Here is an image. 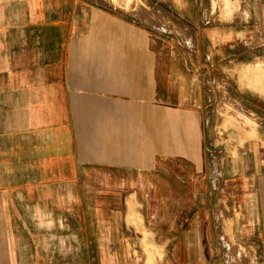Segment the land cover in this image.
<instances>
[{
	"label": "crops",
	"instance_id": "crops-1",
	"mask_svg": "<svg viewBox=\"0 0 264 264\" xmlns=\"http://www.w3.org/2000/svg\"><path fill=\"white\" fill-rule=\"evenodd\" d=\"M141 1L0 0V264H264V132L211 80L264 60V0L176 5L188 50Z\"/></svg>",
	"mask_w": 264,
	"mask_h": 264
},
{
	"label": "rangeland",
	"instance_id": "rangeland-1",
	"mask_svg": "<svg viewBox=\"0 0 264 264\" xmlns=\"http://www.w3.org/2000/svg\"><path fill=\"white\" fill-rule=\"evenodd\" d=\"M110 1L115 4L126 5L128 8H142L141 0ZM185 4H187L188 11L194 18L196 16L201 18L203 16L204 19L205 10L210 9V20L213 17L215 18L214 22H222L225 19L231 18L241 8L230 4L229 0H184L182 2L179 1L178 4L174 3L173 0H166L163 3L151 5V9L153 10L149 13L151 23L161 27V29H158L167 36H177L182 39V43L186 46L187 50L189 48L188 38L190 32L188 20L190 18L183 14L180 20L179 16L172 11L177 8L176 5L184 7ZM164 8L166 14L163 13ZM159 9L161 12H157ZM212 71L211 80L212 83L219 85V88L214 89L219 91L217 98L222 101L219 112L223 119L225 118V122L227 121L223 125L224 127L222 125L219 126L217 133L222 135V127L226 129L233 126H241V129L245 130L246 137H251L255 136L254 128L256 124L261 125L264 132V60H256V62L243 65L240 69L230 70L231 75L224 80H217L216 78L221 73L220 68H216L215 66ZM191 193L192 190L189 186L181 187L176 179L167 177V197H186L191 196ZM173 207H169L168 211L171 209L170 212L173 213ZM166 224L168 223L166 222ZM148 234L152 236L151 232H148ZM147 238L148 235L146 234L144 247L148 259L152 260L155 252L160 253V255L162 254V248L157 247L155 243L150 242Z\"/></svg>",
	"mask_w": 264,
	"mask_h": 264
},
{
	"label": "bare ground",
	"instance_id": "bare-ground-1",
	"mask_svg": "<svg viewBox=\"0 0 264 264\" xmlns=\"http://www.w3.org/2000/svg\"><path fill=\"white\" fill-rule=\"evenodd\" d=\"M256 62V61H255ZM255 64V63H254Z\"/></svg>",
	"mask_w": 264,
	"mask_h": 264
}]
</instances>
